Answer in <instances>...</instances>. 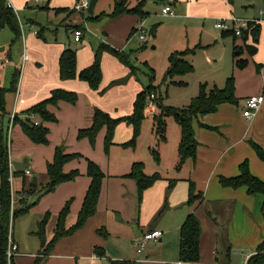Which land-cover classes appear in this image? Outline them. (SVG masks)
Listing matches in <instances>:
<instances>
[{
  "label": "crops",
  "instance_id": "1",
  "mask_svg": "<svg viewBox=\"0 0 264 264\" xmlns=\"http://www.w3.org/2000/svg\"><path fill=\"white\" fill-rule=\"evenodd\" d=\"M9 1L19 13L30 9L35 13L41 11L48 15V18L42 24L34 19L22 20L24 28L20 40L23 45L17 51L19 54L14 68L16 53L12 54L11 49L6 54L7 48L1 49V52L6 54L3 58L4 62L1 63L4 69L1 77L5 90L11 89L13 74L17 68L21 69L17 92L5 94V111L8 116L20 115L33 105L49 98L51 92L56 89L79 94L76 105L60 102L57 106L48 107L58 120L56 123L44 124L50 131L48 145H36L32 141L31 143L26 141L23 148L20 142L16 145L18 158L24 157L28 152L30 157L24 160L26 167L20 169L22 174L11 162V172L17 174L12 178L14 205L17 206L23 189L28 188L30 182L35 180V194L30 197L29 203L32 200L37 203L28 214L13 223L11 238L18 247V254L13 259L14 264H34L41 250V241L36 235L38 224L47 214H50L46 227L48 243L55 236L60 212L67 203H70L71 209L66 219V229L72 228L77 223L91 185V179L87 175V160L100 165L106 175L97 211L84 228L58 241L52 254L42 264H115L116 262L178 264L181 262L180 230L192 213L197 215L202 226L201 259L198 264H247L248 260L256 255L258 246L264 242V197L250 195L245 187L237 190L224 188L220 184V177L239 176L240 166L247 161L252 174L264 181V162L258 158L251 146V143H255L264 149V103L253 118L248 120L244 117L247 101L253 96H264V20L255 17L256 14H248L246 17L235 16V9L228 0H166V6L172 8L175 17L164 15L166 6L162 8L161 17L171 20L172 25H180L179 27L186 30H212L201 20L207 17L220 19L234 16L260 25L261 33L259 42H252L250 45L257 48L255 55H249L248 58L237 57L240 55L237 51L233 59L231 76L223 75L219 81L224 82L223 87L212 83L213 78L204 83L223 89L227 80L233 76L235 95L239 102L236 105L223 104L216 113L199 117L194 121L195 137L199 146L196 160L186 164L189 167L188 177L169 180L162 176L163 179L148 189L142 203H139L136 182L127 177L135 163L129 162L130 166L124 171L114 173L113 176L109 175V166L106 163L101 140L96 142L95 150H91L89 140H79L78 134L80 130L88 129L93 124L96 108L114 118H121L125 116L123 114L131 115L135 98L142 89H138L137 93L135 88L131 89V83L125 88L116 85L110 91L100 93L105 90L110 80L128 73L126 69L116 73L123 64L109 53H104L102 56L103 82L100 91H93L88 84L78 80H61L59 59L67 47L52 44L45 35H56L58 32L56 25L61 20L70 19L72 14L69 12L56 14L54 9H60V0H54L53 6H49L51 10H42V8L37 10L29 7L24 0ZM34 1L39 2V0ZM68 1L71 9L75 7L77 0ZM116 1H96L93 17L102 13L112 14ZM139 1L136 0L135 5ZM181 20L184 22H180ZM138 22V17L131 15H123L116 19L106 18L96 24L86 23L84 18L79 17L78 23L68 26L67 30L70 29L74 37V27L82 28V41L78 43L73 41L77 44H82L86 34L89 33L102 43L125 52L128 35L132 34ZM44 23L46 25H43ZM40 30L42 38L36 34ZM241 46L242 44L238 45L239 48ZM25 52L30 59L23 64ZM77 52L78 71L92 65L94 52L86 50ZM240 60H246L247 66L239 68L237 63ZM202 84H199V88ZM15 96L17 100L15 99L14 102ZM34 119L40 123L38 118L34 117ZM13 129H17V139L24 140L20 133L23 132L21 127L16 125ZM115 139L114 142L118 143L116 136ZM64 143L69 148L66 149L67 154L82 155V158L66 164L64 172L78 170L80 176L75 181L58 186L54 193L45 194L39 199L37 190H41L49 182L48 164L53 162L56 148L65 146ZM27 171L30 173L28 174ZM33 174V180L28 181ZM189 181L195 183L196 192L203 194L204 197L193 207L187 204ZM164 206L167 207L166 211L158 218ZM154 231H160L162 237L157 242L148 241L144 249L139 252L144 236ZM228 251L229 262L226 259Z\"/></svg>",
  "mask_w": 264,
  "mask_h": 264
},
{
  "label": "trees",
  "instance_id": "2",
  "mask_svg": "<svg viewBox=\"0 0 264 264\" xmlns=\"http://www.w3.org/2000/svg\"><path fill=\"white\" fill-rule=\"evenodd\" d=\"M78 1V0H77ZM98 1V0H96ZM147 0H140L138 6L134 9H129V0H117L115 2L114 11L112 14L102 13L97 17H91L92 21H99L104 18L116 19L123 15H131L139 18V21H143L146 17H149V13L143 12V7ZM157 1V0H156ZM164 1L165 0H160ZM167 3V2H165ZM231 4L232 0H228ZM174 4V3H173ZM43 10V9H42ZM45 10H51L46 7ZM56 14L76 12L74 9L60 8L54 9ZM138 27L133 29L132 34L138 33ZM10 29L15 37L14 43L21 39L22 29L20 25V19L14 8L9 5V0H0V31ZM81 27H74V32L81 30ZM157 28L152 29V34L155 35ZM224 35H230L234 37V42L239 38L235 32H223ZM261 27L255 22L249 23V29L243 31L241 38L247 43L249 39L253 42L258 43L260 39ZM39 38H42V31L37 32ZM246 49L248 53L253 56L257 52V48L247 45ZM194 50L177 51L169 57V69L166 73V80L170 81L171 84L177 86H186L187 83L184 81H176L177 77H183L194 73V66L187 61V56L195 53ZM239 51V56L244 54L242 48L237 47L236 52ZM104 53H109L113 57L117 58L121 64L130 67L131 73L136 75L134 68L129 63L128 55L125 52H120L112 48L109 45L102 44L97 50L94 61L89 67L78 71V54L76 51L66 49L60 56L59 59V75L63 81L78 80L88 84L91 90L100 91L103 82L102 72V56ZM237 58V57H236ZM239 68L247 66L246 60H240L237 63ZM21 69L17 68L13 74L11 89L0 90V264H14L13 259L8 260L7 251L9 247V238L12 232L13 223L20 217L28 214L30 210L36 205L35 203H29L30 197L35 194L34 188L36 186V180L30 182L32 188H25L22 191L17 206L13 204L14 194L12 191V180L15 173L11 172V160H10V146H9V126L10 117L5 111V93L6 92H17L19 77ZM117 85L116 82L111 84V87ZM107 90H103L100 93L104 94ZM235 80L232 76L226 82L223 89L218 87L209 88L208 84H202L199 88V94L193 98L188 107L184 109H177L167 107L164 105L162 95L159 94L157 88L150 85L144 87L135 98L133 104L132 114L126 117L114 118L110 114L96 108L93 117V124L88 129L79 131L78 139H88L90 144L94 147L98 134L106 129L105 137V152L108 154L115 142L116 130L119 126L125 124L130 127L133 132V137L130 142L122 144L123 148H134L136 147L137 140L141 135V129L145 120V110L148 111V103L152 95H154V103L157 105L159 116H155V128L157 125V133H165L166 123L164 118L173 117L174 121L179 125L181 129V141L178 147V165L177 171L186 165L189 161H195L197 155V149L199 146L198 141L195 137L194 121L203 116L214 114L218 111L219 107L223 104L236 105L239 101L235 95ZM79 100V96L76 92H70L62 89H56L51 92L49 98L33 105L29 109L23 111L20 115L15 114L13 125H19L23 133L36 145L46 146L49 144V128L44 126L45 123H56L57 117L51 113L48 109L49 106H57L60 102H66L72 105H76ZM24 116L25 118H22ZM36 117L40 120L38 125L35 124ZM213 129V128H208ZM161 131V132H160ZM252 148L256 152L258 158L264 162V149L255 144L251 143ZM156 161L160 160V156L157 152H154ZM82 158L80 154H67L64 147L60 146L56 148L54 160L48 164L47 177L48 184L39 191V199L45 194L54 193L58 186L72 182L80 176L78 170L70 173L64 172V167L69 162ZM88 161L87 175L91 179V185L86 194L83 207L80 211L77 223L70 229H66V219L70 214V203L64 207L60 212L59 220L55 232V236L51 242H47L46 238V227L50 220V214H47L43 221L38 224L37 236L41 241V250L39 255L36 257L34 264H42V262L48 258L55 245L62 238L73 235L78 230L85 227L90 217L94 216L98 202L102 191L103 181L106 177L101 167L91 160ZM146 165L144 163L133 164L130 173L127 177L133 179L137 186V198L139 203H142L145 192L153 187L158 181L162 180V176L155 173L148 176L145 173ZM190 182L189 197L187 204L193 207L197 202L204 199L203 194L196 192V185L194 182ZM220 184L224 188H231L234 190L240 188H247L250 195H262L264 197V181L255 177L251 170L249 163L246 161L240 166V175L234 178L220 177ZM166 206L159 212L158 218H160L166 211ZM264 210V207H263ZM202 237V226L200 219L195 213L188 216L185 223L180 230V254L179 259L183 264H198L201 259L200 243ZM226 259L230 260V252H227ZM115 264H127L124 262H116ZM247 264H264V242L261 243L258 248L256 255L250 258Z\"/></svg>",
  "mask_w": 264,
  "mask_h": 264
},
{
  "label": "rangeland",
  "instance_id": "3",
  "mask_svg": "<svg viewBox=\"0 0 264 264\" xmlns=\"http://www.w3.org/2000/svg\"><path fill=\"white\" fill-rule=\"evenodd\" d=\"M24 1L27 5H29V7L35 8L37 10L41 8L45 10L46 7H52V4L54 3V0H39V2H35L34 0ZM165 2L167 1L165 0ZM165 2L160 0L146 1V5L143 7V12L149 13V17H146L143 21H139L137 24V29L143 27L145 30V40L140 39L139 32L136 35H131V33L128 35L125 53L128 55L129 63L134 68L136 75L131 73L132 70L130 67L120 65V69H118L116 73H121L125 69L128 71V73L120 75L117 79L110 80L108 82L109 84L104 89L110 91L112 87L116 86L114 85L111 87L113 82H116L117 86L122 88H125L132 83L131 89L135 88L138 93V89L141 90L144 87L153 85V87L158 89L159 94L162 95L165 106L184 109L189 106L193 98L198 96L200 83L204 84L208 79L213 78L212 83H217L220 87H223L224 82L219 81L223 75H227L228 77L231 76L233 59L237 53L236 48L238 45L242 44L240 48L243 49L244 54L237 57L247 56L248 58L250 54L246 49V44L251 45L253 41L249 39V42L245 43L241 36H239L236 44L234 42L233 36L226 34L224 35L223 32H219V30L216 31L214 29L217 18H212L214 21L211 19V17L201 20V22H206V27H211L212 30H186L182 27H179L180 25H172V23H170L171 20L161 17L162 8L167 4ZM135 3L136 0H129L128 7L130 9L136 8L138 4L135 5ZM59 5H61L59 6L60 8H69L70 10L74 9V7L72 9L70 8L71 5L68 0H60ZM231 5L235 9L234 14L237 17H246L248 14H256L255 17H259L261 20H264V0H232ZM81 13L82 14L80 15L79 12H74L71 15V18L68 20L62 21L60 19L61 21L56 25L58 30L57 34H54L53 36H45L49 37L52 44L65 45V48L67 47V49H71L76 52L81 50H86L89 52L92 51L94 52L95 57L99 47L102 44L106 45L107 43H102L99 39L87 33L84 42L82 44H77L73 42L74 37L71 34L70 29L67 30V27L76 25L78 23L79 17L81 19L84 18L86 23L90 22L94 24L102 22L106 18L99 21H92L90 18L93 16H90L88 11H83ZM262 13L263 15H261ZM19 14L22 18L21 20L23 21H27V19H34L41 24L48 18V15L41 13V11L35 13V11L33 12L30 9H26V11L20 12ZM51 21L53 22L54 20ZM180 22L184 21L181 20ZM202 24L203 23H201V25ZM43 25L46 24L44 23ZM153 28H157L155 35L152 34ZM14 40V34L10 29L0 31V86H2L0 89H4L5 87L3 85V78L1 77L4 71L3 67H1V63L4 62V56L11 49L12 54L16 53V59H14L13 62L14 68L17 65L16 63L19 54L17 51H19L23 45L20 39L15 43ZM4 47L7 48L6 54L1 52V49ZM194 48L196 50L195 55L193 56V54H190L186 57L187 61L194 66V73L183 77H177L175 79L176 81H184L187 83V85L177 86L171 84L170 81L165 79L166 73L169 69V57L174 52L192 50ZM33 66L36 67L37 65ZM212 87H215V85L209 86L210 89H212ZM15 99L16 96L14 97V102ZM18 104H20L19 100ZM15 105H17V103ZM154 105V114H151L149 111H147V109L145 110V120L143 122L141 135L137 140L136 147L123 148L121 146L122 144L130 142L133 137V132L131 131L132 129L125 124L117 128V134H115V136L117 137L118 143L115 141L114 146L111 147V150L108 154L105 152L104 145L106 130H102L98 134L96 142L98 143L99 140L102 142V150L106 157V163L109 166V175L113 176L114 173H120L124 171V169L130 166V164L128 165L129 162H134L144 163L146 165L145 173L148 176L158 173L169 180L188 177V165H184L181 171H177L176 169L179 161L178 147L181 141V129L174 121L173 117H166L164 118V122L167 126L165 133H157L158 120L156 123V128L154 122L156 121L155 116H159V112L157 105L155 103ZM123 115H125L123 117H126V114ZM16 130L17 129H11L9 148L11 162L13 165L15 164V169L20 171V169L26 167L24 160L27 157H30V152H28L24 157L18 158L16 156V153H18L16 151V145L18 142H20V145L23 148L24 143H26V141L31 143V140L21 131L20 133L23 135L24 140L17 139ZM97 143H95L94 147L90 145L91 150H95L94 148L96 147ZM65 144L66 143H64V145ZM63 147L65 151L66 149H69L66 147V145ZM154 152L159 154V161H156ZM19 173L22 174V171ZM33 177L34 174L31 176V178H28V181H32ZM32 201L31 203L37 202Z\"/></svg>",
  "mask_w": 264,
  "mask_h": 264
},
{
  "label": "built area",
  "instance_id": "4",
  "mask_svg": "<svg viewBox=\"0 0 264 264\" xmlns=\"http://www.w3.org/2000/svg\"><path fill=\"white\" fill-rule=\"evenodd\" d=\"M38 1V0H36ZM9 5L14 8L15 12L17 13V15L19 16L20 19V25H21V29L24 28V25L22 24V20L21 17L19 15L18 10L15 9V7L13 6V4L9 1ZM90 6V0H78L77 4L74 7V10L76 12H83V11H88ZM165 16H172L175 17V13L173 12L172 8L169 6H166L164 8L163 11ZM249 23L250 21L248 20H244V19H240V18H236L234 16L230 17V18H220L217 19V22L215 24V29L219 30L221 32H235L236 35L241 36L243 31H246L249 29ZM138 32L140 33V39L141 40H145L144 34H145V30L143 29V27L138 29ZM37 34V32H36ZM83 39V32L81 30H77L74 32V40L75 42H81ZM29 55L25 52L24 56H23V64H25L27 61H29ZM154 95L151 96L149 103H148V111L151 114H154L155 112V105H154ZM264 103V96H253L251 97L247 103H246V110L244 112V117L246 119H251L253 118L256 113L258 112V110L261 108L262 104ZM34 118V117H32ZM14 119H15V114L11 115L10 117V126H9V132H8V136H9V145H10V134H11V129L13 128V123H14ZM35 124L38 125L39 123L35 121ZM27 173L29 174L30 172L27 171ZM12 180V178H11ZM162 237V234L160 231H154L152 233L146 234L142 240V242L140 243V251L141 252L146 243L148 241H153V242H157L160 238ZM18 254V247L17 245L13 242L11 236L9 238V247H8V251H7V257L8 260L11 261L12 259H14V257ZM178 264H183L182 262H179Z\"/></svg>",
  "mask_w": 264,
  "mask_h": 264
},
{
  "label": "water",
  "instance_id": "5",
  "mask_svg": "<svg viewBox=\"0 0 264 264\" xmlns=\"http://www.w3.org/2000/svg\"><path fill=\"white\" fill-rule=\"evenodd\" d=\"M95 4H96V0H90V6H89V9H88V14L90 16H93L94 15V7H95Z\"/></svg>",
  "mask_w": 264,
  "mask_h": 264
}]
</instances>
